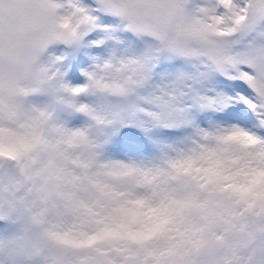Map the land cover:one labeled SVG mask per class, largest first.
I'll use <instances>...</instances> for the list:
<instances>
[{"label":"snow or ice","instance_id":"1","mask_svg":"<svg viewBox=\"0 0 264 264\" xmlns=\"http://www.w3.org/2000/svg\"><path fill=\"white\" fill-rule=\"evenodd\" d=\"M5 62L82 156L68 257L264 264V0H0Z\"/></svg>","mask_w":264,"mask_h":264},{"label":"clouds","instance_id":"2","mask_svg":"<svg viewBox=\"0 0 264 264\" xmlns=\"http://www.w3.org/2000/svg\"><path fill=\"white\" fill-rule=\"evenodd\" d=\"M12 71L0 70V264H78L62 241L94 231L73 196L81 153L56 131L61 110L43 115L47 96L8 86Z\"/></svg>","mask_w":264,"mask_h":264},{"label":"rangeland","instance_id":"3","mask_svg":"<svg viewBox=\"0 0 264 264\" xmlns=\"http://www.w3.org/2000/svg\"><path fill=\"white\" fill-rule=\"evenodd\" d=\"M76 75H78V76H79V73H77ZM61 115L63 116V113H61Z\"/></svg>","mask_w":264,"mask_h":264},{"label":"bare ground","instance_id":"4","mask_svg":"<svg viewBox=\"0 0 264 264\" xmlns=\"http://www.w3.org/2000/svg\"><path fill=\"white\" fill-rule=\"evenodd\" d=\"M78 73V72H77Z\"/></svg>","mask_w":264,"mask_h":264}]
</instances>
